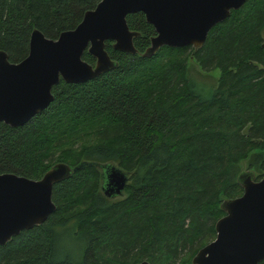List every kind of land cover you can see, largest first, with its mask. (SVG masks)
Here are the masks:
<instances>
[{"label": "trees", "instance_id": "trees-1", "mask_svg": "<svg viewBox=\"0 0 264 264\" xmlns=\"http://www.w3.org/2000/svg\"><path fill=\"white\" fill-rule=\"evenodd\" d=\"M96 2L0 0V49L17 61L32 28L54 38ZM125 18L139 31L137 51L106 40L115 67L82 82L59 79L23 124L0 121V172L38 178L55 161L89 162L52 185L44 221L0 244V264H191L214 237L221 199L241 193L237 173L264 172V0L230 9L197 48L161 45L150 56L139 52L152 25L141 11ZM93 161L127 173L121 194L102 193Z\"/></svg>", "mask_w": 264, "mask_h": 264}, {"label": "water", "instance_id": "water-1", "mask_svg": "<svg viewBox=\"0 0 264 264\" xmlns=\"http://www.w3.org/2000/svg\"><path fill=\"white\" fill-rule=\"evenodd\" d=\"M245 0H97L83 11L74 27L49 38L37 28L29 32L27 53L10 61L0 49V121L17 126L42 110L52 100L51 86L59 81L82 82L116 66L105 49L134 53L126 14L141 11L153 27L149 44L139 54L150 56L161 45L199 47L209 28L224 19L230 9ZM86 51L92 62L82 58ZM53 162L38 178L0 172V244L23 228L45 220L54 209L52 185L81 164ZM100 169V189L106 196L119 195L127 173L114 163L95 162ZM244 169V170H243ZM236 180L241 193L224 197L223 214L214 222V237L200 246L191 264H257L264 257V172L255 178L243 168ZM134 264H150L141 259Z\"/></svg>", "mask_w": 264, "mask_h": 264}, {"label": "rangeland", "instance_id": "rangeland-1", "mask_svg": "<svg viewBox=\"0 0 264 264\" xmlns=\"http://www.w3.org/2000/svg\"><path fill=\"white\" fill-rule=\"evenodd\" d=\"M261 35L263 36V38H264V27H263V29L261 30ZM190 63V62H189ZM197 68L194 66V65H189V71H188V73H192L193 75H200L199 73H197V70H196ZM211 74L212 75H216L217 74V71L216 70H212L211 71ZM198 79L199 80H201V77L199 76L198 77ZM197 79V81H196V83H197V86H200L201 84H200V82H199V80ZM208 79V78H207ZM241 163H243L242 161H241ZM244 168V167H243ZM244 170V169H243ZM60 241H61V243L66 247V248H68V249H72V250H75V247H74V240L73 239H71L69 236H65V235H62L61 236V239H60Z\"/></svg>", "mask_w": 264, "mask_h": 264}]
</instances>
